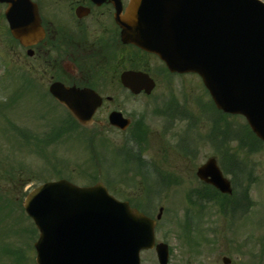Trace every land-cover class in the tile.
Here are the masks:
<instances>
[{
	"label": "rangeland",
	"instance_id": "rangeland-1",
	"mask_svg": "<svg viewBox=\"0 0 264 264\" xmlns=\"http://www.w3.org/2000/svg\"><path fill=\"white\" fill-rule=\"evenodd\" d=\"M3 26L0 24V29ZM10 45L5 34L1 32L0 103L3 106L0 107V250L7 245L9 252L22 251L23 264H36L33 244L38 235L22 206L27 194L38 185L53 181L59 176L71 177L80 186L96 181L98 175H95L94 165L89 162L93 156L82 141L93 138L99 150L103 142L111 147L121 146L122 137L121 133L106 124L101 137L78 131L74 133L75 137H63L50 145H44L41 150L36 143L45 138L51 128L64 117V113L53 100L40 94L37 87H27L31 79L24 76L26 74L23 68L18 67L17 56ZM209 100L201 80L193 75L173 77L169 83L161 82L152 97L123 104L128 113L136 110L139 116L145 117L150 135L143 145L144 160L157 163L162 171L178 178V185L165 189L159 195H153L146 193L142 184H134L139 183V179L131 181L133 183H123L118 173L120 166L121 174L136 167L125 164L122 159L121 164L110 160L109 164L103 166L105 173L101 181H112L113 187L119 192L120 200L134 198L142 206L155 209L156 213L160 207L164 209L161 224L156 230V238L157 242L169 246V264H224L223 257L230 258L231 264H264V258L251 260L253 255L260 256L258 242L264 239V146L257 151H249L239 149L237 141L226 142L229 151L239 149L236 161L244 160L243 164L248 171H252L254 178V184L249 189L250 194L245 185L236 184L237 196L244 199L246 192L249 206L243 215L236 213L238 217L235 216L234 223L232 216L225 215L222 211L223 203L219 200L202 201L197 205L189 202L191 191H198L202 187L196 177L197 168L210 157H216L220 166L223 165L214 144L207 139L211 132L210 120L213 114L206 108ZM6 101L7 104L4 103ZM173 101L185 111L183 112L187 114V118L183 114L167 121V118L155 115L156 109H161ZM9 106L11 107L6 109ZM113 106L121 107V104ZM42 115H45L43 120ZM103 116L104 113L101 114ZM187 119L194 124L186 134L189 123ZM230 121L235 126L237 121L242 122L235 119ZM13 125L15 130L31 133L32 138L34 136L33 141H26L18 136ZM94 128L99 127L94 125L92 130ZM106 154L109 159H113L111 150H106ZM107 167L110 176L105 175ZM89 168L90 172L85 170ZM226 176L232 180V175ZM187 213L193 218L195 225L191 235L198 243L183 238L178 229L179 220L184 219ZM24 228H28L31 233L23 232ZM197 230L201 233L200 236L196 235ZM141 259L142 264H158L155 250L143 252ZM0 264L15 263L10 258L0 256Z\"/></svg>",
	"mask_w": 264,
	"mask_h": 264
},
{
	"label": "water",
	"instance_id": "water-1",
	"mask_svg": "<svg viewBox=\"0 0 264 264\" xmlns=\"http://www.w3.org/2000/svg\"><path fill=\"white\" fill-rule=\"evenodd\" d=\"M165 17L170 20L163 22ZM124 21L135 29L127 34L129 41L159 54L173 72L201 75L217 107L245 115L264 139L263 3L132 0ZM10 25L21 43L36 42L38 23ZM140 75L129 73L124 80L141 88L145 80ZM62 95L58 98L72 110L73 103ZM75 110L89 124L93 108L78 105ZM197 174L222 193H232L215 159ZM24 207L41 231L39 264H139L140 250L154 247L156 222L115 201L101 184L79 188L67 181L47 183L27 196ZM157 252L160 263L167 264V246L158 245Z\"/></svg>",
	"mask_w": 264,
	"mask_h": 264
},
{
	"label": "flooded vegetation",
	"instance_id": "flooded-vegetation-1",
	"mask_svg": "<svg viewBox=\"0 0 264 264\" xmlns=\"http://www.w3.org/2000/svg\"><path fill=\"white\" fill-rule=\"evenodd\" d=\"M12 1L0 2V24L4 25L0 33L12 38L18 64L35 75L48 93L58 82L69 88L91 89L101 97L102 106L88 128L92 136L101 135L105 119L120 110L113 105L146 97L124 86L121 78L125 72L147 74L155 88L171 76L157 55L123 40L121 17L130 0H21L13 5H19L16 16L39 23L38 42L28 46L11 35L6 11ZM120 111L125 116L122 106ZM94 125L99 128L92 130ZM131 125L135 129L137 122ZM121 135L125 133L121 131Z\"/></svg>",
	"mask_w": 264,
	"mask_h": 264
},
{
	"label": "trees",
	"instance_id": "trees-1",
	"mask_svg": "<svg viewBox=\"0 0 264 264\" xmlns=\"http://www.w3.org/2000/svg\"><path fill=\"white\" fill-rule=\"evenodd\" d=\"M213 128H214V132L215 133H217V134H221L220 135V137H222V141H221V143L220 142H215V143H217V150H221L222 152H224L225 153V155H227V152H228V146H226V137H228L230 134H231V132H232V130L230 129V127L227 125V124H224L223 122H222V119H214V124H213ZM217 136H219V135H217ZM248 135L247 134H245V133H240V134H237V137H238V141H239V145H238V148L239 149H248L249 151H254V150H257L258 148H256L255 146V144H251V142L249 141V139H248V137H247ZM239 149H236L235 151H234V154L235 155H237V154H239ZM234 155V156H235ZM230 162L231 163H229V165H232V167H230L229 168V170H230V172H233V173H235V168L234 169H232L233 167H235V166H237L238 168H240V169H243V166L242 165H238V164H233L232 162H233V159L231 158L230 159ZM237 169V168H236ZM239 169V170H240ZM232 170V171H231ZM238 170V169H237ZM240 173V172H239ZM240 174H242V172L240 173ZM251 179H252V177L250 176V175H248V178H247V184L249 185V184H251ZM217 194V193H216ZM203 195H200V197L199 198H201ZM204 198L206 199V200H213V195L212 194H210V193H206L205 194V196H204ZM0 200H2V198H1V196H0ZM225 205V204H224ZM224 205H223V207H224ZM226 206V205H225Z\"/></svg>",
	"mask_w": 264,
	"mask_h": 264
}]
</instances>
